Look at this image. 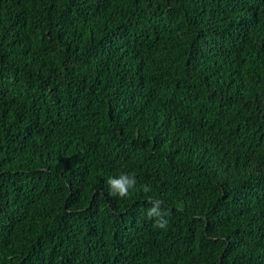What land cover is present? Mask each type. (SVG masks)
<instances>
[{"label":"trees","instance_id":"trees-1","mask_svg":"<svg viewBox=\"0 0 264 264\" xmlns=\"http://www.w3.org/2000/svg\"><path fill=\"white\" fill-rule=\"evenodd\" d=\"M0 264H264V0H0Z\"/></svg>","mask_w":264,"mask_h":264},{"label":"clouds","instance_id":"clouds-1","mask_svg":"<svg viewBox=\"0 0 264 264\" xmlns=\"http://www.w3.org/2000/svg\"><path fill=\"white\" fill-rule=\"evenodd\" d=\"M108 185L109 195L113 197H119L121 199L130 195V191L136 189L137 179L134 173H122L119 177H110L106 181ZM142 190L145 193L151 191L148 185H141ZM148 203L151 205L147 210V216L149 218H155L154 227L165 229L168 225L166 217L169 215L167 211L162 210L163 201L160 199H149Z\"/></svg>","mask_w":264,"mask_h":264}]
</instances>
